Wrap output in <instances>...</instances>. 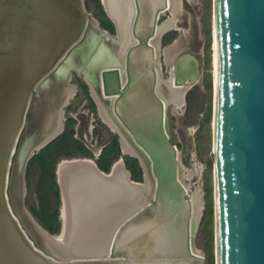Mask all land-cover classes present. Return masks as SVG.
<instances>
[{"label": "water", "instance_id": "obj_1", "mask_svg": "<svg viewBox=\"0 0 264 264\" xmlns=\"http://www.w3.org/2000/svg\"><path fill=\"white\" fill-rule=\"evenodd\" d=\"M99 3L113 35L84 0H0V264H201L202 189L185 200L165 106L180 107L201 71L202 1ZM213 16L215 264H264V0H213ZM169 28L179 36L162 48L163 80ZM73 73L120 155L106 172L95 154L54 163L52 234L25 206V170L64 130ZM122 155L138 161L141 181Z\"/></svg>", "mask_w": 264, "mask_h": 264}, {"label": "rangeland", "instance_id": "obj_2", "mask_svg": "<svg viewBox=\"0 0 264 264\" xmlns=\"http://www.w3.org/2000/svg\"><path fill=\"white\" fill-rule=\"evenodd\" d=\"M201 1L202 11L197 18L203 37L201 71L195 84L184 93L183 99L185 103L183 101L181 108L175 112L172 106H168L166 108V114L170 130L169 141L176 146L182 166L185 167V170L192 173L190 178L185 177L186 180H184V183L188 187L186 191L187 197L185 198H189V195H191L190 191H194L193 185H200L202 189V211L194 233V246L203 253V261L201 264H215L213 178L214 69L212 63L213 0ZM84 2L87 11L91 12L95 17L99 15L94 0H84ZM167 16V13H164L158 21H163ZM178 36L179 30L174 29L163 34L161 38L162 48L170 45ZM160 64L162 75L165 77L167 76V72L165 71L163 57L160 58ZM78 80L82 81L81 78L73 73L72 83L77 85V91L69 104L64 108V128L66 120L73 119L74 124L72 130L74 138L83 143L88 152L87 154L90 155L88 157L94 158L93 154H95L97 159L102 149L111 142L114 134L97 117L95 109H92L90 101L87 99L88 93L82 90ZM75 155L81 156L79 153ZM124 156L126 155H122L123 159ZM30 160L25 170V206L29 211L33 209L41 212V203L44 196H46L49 210L54 211L56 209L57 212V223L55 225L57 233L60 222L58 220L57 209L59 199L57 197L56 203L54 200L55 196L51 190L54 178L51 180V176L48 173L49 168L45 167L44 169L37 162L32 163L29 167ZM56 190L58 193V187H56Z\"/></svg>", "mask_w": 264, "mask_h": 264}, {"label": "trees", "instance_id": "obj_3", "mask_svg": "<svg viewBox=\"0 0 264 264\" xmlns=\"http://www.w3.org/2000/svg\"><path fill=\"white\" fill-rule=\"evenodd\" d=\"M95 5L100 13V24L103 28L108 30L110 33H114V28L110 20L104 14L101 5L98 0H94ZM175 34V32H173ZM78 83L82 90L85 93H88L87 86L78 80ZM87 99L90 101L92 109H95V105L91 98L87 96ZM73 119L66 120L65 128L63 132L57 136L53 141H51L46 147L41 149L35 156L30 160L29 167L32 163L37 162L42 168H49L48 173L51 176V180L54 178V163L59 157L63 156H76V153L81 154V156H90L88 155L84 145L82 142L74 138L73 136ZM119 146L117 142V137L114 135L111 142L105 146L100 152L99 157L96 159V164L102 171H108V168L112 161H114L117 157H119ZM79 156V155H78ZM124 165L126 169L130 172L131 178L135 181H141V168L139 167L138 161L130 156H124ZM54 180V179H53ZM57 184L52 181L51 190L54 194V200L57 203L58 193L56 190ZM33 216L40 223L42 227H44L47 231L54 234L57 231L55 225L57 223V212L56 209L54 211H50L48 208V203L46 196H44L41 203V212L30 209ZM210 213V209H209Z\"/></svg>", "mask_w": 264, "mask_h": 264}, {"label": "bare ground", "instance_id": "obj_4", "mask_svg": "<svg viewBox=\"0 0 264 264\" xmlns=\"http://www.w3.org/2000/svg\"><path fill=\"white\" fill-rule=\"evenodd\" d=\"M103 2H104V0H103ZM164 13H167V15H168V17H171V14L169 13V11H168V9H165L164 10V12L163 13H161L160 15H159V18H160V16L161 15H163ZM166 19H167V17H166ZM165 20V19H164ZM163 20V21H164ZM161 21V20H160ZM162 22V21H161ZM161 22H157V26H159V24L161 23ZM173 29H175V30H178V29H176V28H169L168 30H166V31H164L162 34H165L167 31H169V30H173ZM161 34V35H162ZM171 44V43H170ZM212 50H213V58H212V63H213V69H214V84H213V87H214V97H215V75H216V50H215V23H214V16H213V26H212ZM159 53H160V58H162L163 57V53H162V46H159ZM160 58H159V63H160ZM161 65V64H160ZM167 72V71H166ZM166 77V78H165ZM165 77H163V75H162V71H161V78L163 79V80H168V78H169V73L167 72V76H165ZM197 81V79L195 80V82ZM192 85H190L189 87H187L186 88V91L188 90V88H190ZM184 93V92H183ZM182 97H183V94H182ZM183 101H184V99H183ZM184 103H185V101H184ZM168 106H172V109H173V111H175V112H177L180 108H181V106L180 107H176V105H175V103H173V102H169V103H167L166 104V108L168 107ZM123 154H128V153H125L124 151H123ZM177 154H178V156H179V152H177ZM64 160H62V161H60L59 163H58V165H57V171H58V168H59V166H60V164L63 162ZM90 161V160H89ZM115 164V163H114ZM114 164H113V166H114ZM113 166H112V168H113ZM112 168H111V170H112ZM184 170V172H183V170ZM187 173V174H186ZM185 174H186V176H185ZM181 175H182V178H184V180H186L185 179V177L186 178H190L191 177V175H192V173H190V172H188L187 170H185V167H183L182 166V164H181ZM57 177H58V174H57ZM58 183H59V181H58ZM185 185H186V183H184ZM60 186V185H59ZM187 186V185H186ZM61 189V188H60ZM187 189H188V187H187ZM185 197H187V196H185ZM189 198H190V196H189ZM189 198H185V200H188ZM60 215H61V210H60ZM60 222H61V217H60ZM196 249V248H195Z\"/></svg>", "mask_w": 264, "mask_h": 264}, {"label": "flooded vegetation", "instance_id": "obj_5", "mask_svg": "<svg viewBox=\"0 0 264 264\" xmlns=\"http://www.w3.org/2000/svg\"><path fill=\"white\" fill-rule=\"evenodd\" d=\"M98 1H99V0H98ZM101 8H102V7H101ZM102 10H103V9H102ZM103 12H104V11H103ZM98 14H99V15H97L96 17L94 16V17L98 20L99 25L101 26V24H100V13H99V10H98ZM104 14H105V13H104ZM106 17H107V16H106ZM101 27H102V26H101ZM102 28H103V27H102ZM113 28H114V26H113ZM103 29H105V28H103ZM105 30H106V29H105ZM106 31H108V30H106ZM108 32H109V31H108ZM109 33H110V32H109ZM110 34H112V33H110ZM113 34H114V33H113ZM113 34H112V35H113ZM161 46H162V45H161Z\"/></svg>", "mask_w": 264, "mask_h": 264}]
</instances>
